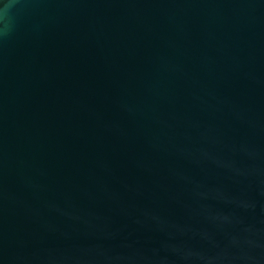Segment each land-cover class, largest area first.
<instances>
[{"label": "water", "instance_id": "95a60500", "mask_svg": "<svg viewBox=\"0 0 264 264\" xmlns=\"http://www.w3.org/2000/svg\"><path fill=\"white\" fill-rule=\"evenodd\" d=\"M0 30V264H264V0H17Z\"/></svg>", "mask_w": 264, "mask_h": 264}, {"label": "clouds", "instance_id": "9594fccd", "mask_svg": "<svg viewBox=\"0 0 264 264\" xmlns=\"http://www.w3.org/2000/svg\"><path fill=\"white\" fill-rule=\"evenodd\" d=\"M17 0H0V21H4L6 14L11 10ZM6 35L4 30H0V38H3Z\"/></svg>", "mask_w": 264, "mask_h": 264}]
</instances>
